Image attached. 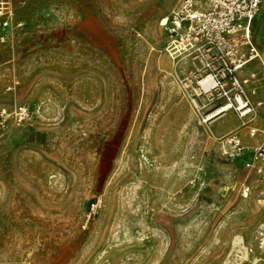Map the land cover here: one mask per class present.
Here are the masks:
<instances>
[{
	"label": "rangeland",
	"instance_id": "374dc122",
	"mask_svg": "<svg viewBox=\"0 0 264 264\" xmlns=\"http://www.w3.org/2000/svg\"><path fill=\"white\" fill-rule=\"evenodd\" d=\"M182 1L14 0L24 27L0 44V111L31 115L0 126V264H264L260 183L214 139L261 143L264 67L239 72L263 103L253 121L204 124L221 101L193 109L200 65L172 58L160 27ZM263 28L264 2V56Z\"/></svg>",
	"mask_w": 264,
	"mask_h": 264
},
{
	"label": "built area",
	"instance_id": "2783aa9c",
	"mask_svg": "<svg viewBox=\"0 0 264 264\" xmlns=\"http://www.w3.org/2000/svg\"><path fill=\"white\" fill-rule=\"evenodd\" d=\"M264 0H183L180 7L160 27L169 33V55L193 57L200 68L196 77L198 92L192 99L193 109L201 114L214 101H221L216 108L230 106L231 108L215 119L208 120L216 108L204 112L203 123L212 126L233 112L242 120L253 121L258 107L263 103L254 104L245 91V86L253 80L240 79L239 72L243 70L253 57L257 55L251 42L253 23L259 18ZM14 0H0V44L11 41L15 30L24 27L16 22ZM166 48V50L168 49ZM246 49V51H245ZM264 67V62L259 57ZM19 82H14L8 91H14ZM207 98L208 105H202L201 98ZM238 99H241L242 104ZM30 109L26 106H16L14 110L0 111V126L6 127L8 120L17 126L25 124L30 119ZM260 133L258 128L250 127L248 135L252 138ZM221 155L228 160L241 161L246 171V178L254 175L260 183V202L264 208V132L262 141L257 146H246L241 136L229 132L220 137H214ZM250 187H246V193ZM245 195V192H244ZM256 247L264 252V227L260 228L254 237ZM248 253L254 248H248Z\"/></svg>",
	"mask_w": 264,
	"mask_h": 264
},
{
	"label": "bare ground",
	"instance_id": "6f19581e",
	"mask_svg": "<svg viewBox=\"0 0 264 264\" xmlns=\"http://www.w3.org/2000/svg\"><path fill=\"white\" fill-rule=\"evenodd\" d=\"M167 22V18H164V22H163V25H165ZM167 52L169 51V47L168 49L166 50ZM256 53L257 55L253 57V60L250 62H254L256 60H258V58L260 57L263 61H264V57L263 55L256 49ZM173 57H176L175 55H173ZM239 102L242 104V101L241 99H238ZM231 107L230 106H226V107H223L222 109H218L216 108V110H214L211 114H209V117L207 119L208 120H212V119H215L216 117H218L219 115H221L223 112H226L227 110H229ZM247 194L245 193V198L247 197L246 196Z\"/></svg>",
	"mask_w": 264,
	"mask_h": 264
},
{
	"label": "crops",
	"instance_id": "0c3cea01",
	"mask_svg": "<svg viewBox=\"0 0 264 264\" xmlns=\"http://www.w3.org/2000/svg\"><path fill=\"white\" fill-rule=\"evenodd\" d=\"M263 7V6H262ZM264 29V28H263ZM260 52V51H259ZM262 55H263V53L262 52H260ZM264 57V56H263ZM258 61V60H257ZM263 61V60H262ZM264 62V61H263Z\"/></svg>",
	"mask_w": 264,
	"mask_h": 264
}]
</instances>
